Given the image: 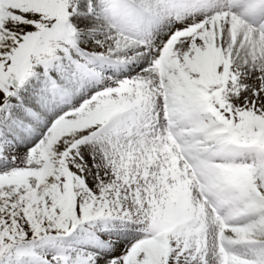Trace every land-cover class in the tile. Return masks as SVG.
I'll use <instances>...</instances> for the list:
<instances>
[{
    "label": "snow or ice",
    "instance_id": "snow-or-ice-1",
    "mask_svg": "<svg viewBox=\"0 0 264 264\" xmlns=\"http://www.w3.org/2000/svg\"><path fill=\"white\" fill-rule=\"evenodd\" d=\"M0 264H264V0H0Z\"/></svg>",
    "mask_w": 264,
    "mask_h": 264
}]
</instances>
